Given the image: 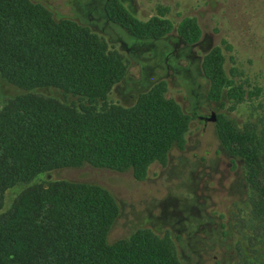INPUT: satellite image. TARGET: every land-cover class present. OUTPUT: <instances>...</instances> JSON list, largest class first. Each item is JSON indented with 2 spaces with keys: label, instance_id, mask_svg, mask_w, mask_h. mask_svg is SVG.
Returning a JSON list of instances; mask_svg holds the SVG:
<instances>
[{
  "label": "trees",
  "instance_id": "16d2710c",
  "mask_svg": "<svg viewBox=\"0 0 264 264\" xmlns=\"http://www.w3.org/2000/svg\"><path fill=\"white\" fill-rule=\"evenodd\" d=\"M104 10L138 39H160L175 29L163 11L142 20L122 0H105ZM176 32L190 45L202 36L191 16L178 22ZM225 61L223 47L214 46L203 56L202 70L209 100L223 106L226 97L234 109L247 90L228 75ZM125 71L122 54L88 26L57 19L32 0H0V75L21 90L0 107V264H183L170 235L149 228L109 242L119 206L106 187L36 181L42 173L84 163L132 168L142 180L151 163L166 162L173 146L184 148L194 115L165 95V81L130 106L109 100ZM45 87L77 100L36 91ZM213 118L224 149L242 159L250 189L247 246L254 255L238 242L240 256L244 264H264V124L240 125L222 111ZM19 186L5 208L6 192Z\"/></svg>",
  "mask_w": 264,
  "mask_h": 264
},
{
  "label": "rangeland",
  "instance_id": "374dc122",
  "mask_svg": "<svg viewBox=\"0 0 264 264\" xmlns=\"http://www.w3.org/2000/svg\"><path fill=\"white\" fill-rule=\"evenodd\" d=\"M48 8L57 19L69 18L102 37L122 54L123 79L109 100L124 106L165 81V95L194 115L185 146H173L163 164L154 161L144 179L132 168L116 170L90 163L42 173L38 182L68 179L106 187L115 197L119 215L109 242L144 227L159 236L169 234L183 264H244L238 242L248 250L250 189L243 161L222 146L213 115L222 111L240 125L248 120L264 124V0H122L138 18L146 20L163 11L175 29L160 39L142 40L110 20L105 0H32ZM185 16L195 17L202 29L195 44L185 43L176 26ZM225 40L232 47L227 48ZM223 47L228 75L247 90L246 99L232 103L209 100L210 82L202 70L203 56ZM21 90L0 75V107ZM36 91L72 102L77 98L55 87ZM21 186L6 192L7 208Z\"/></svg>",
  "mask_w": 264,
  "mask_h": 264
}]
</instances>
